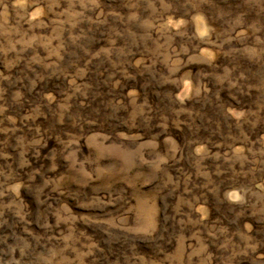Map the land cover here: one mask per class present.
Here are the masks:
<instances>
[{"label":"rangeland","instance_id":"obj_1","mask_svg":"<svg viewBox=\"0 0 264 264\" xmlns=\"http://www.w3.org/2000/svg\"><path fill=\"white\" fill-rule=\"evenodd\" d=\"M0 264H264V0H0Z\"/></svg>","mask_w":264,"mask_h":264}]
</instances>
